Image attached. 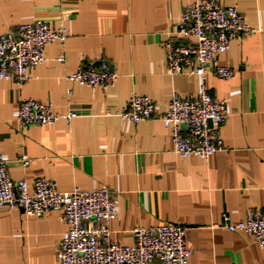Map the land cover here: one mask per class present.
Here are the masks:
<instances>
[{"label":"crops","instance_id":"crops-1","mask_svg":"<svg viewBox=\"0 0 264 264\" xmlns=\"http://www.w3.org/2000/svg\"><path fill=\"white\" fill-rule=\"evenodd\" d=\"M192 1L0 0V34L34 21L68 30L64 42L46 47L47 60L31 68L23 86L0 80V152L12 178L30 187L40 176L61 191L110 187L118 203L109 223L114 241L133 245L136 228L174 222L187 227L189 264H264L251 234L222 226L224 214L237 221L264 211V0H220L237 5L256 31L235 38L219 57L237 71L234 78L208 68L206 88L231 108L221 128L225 148L209 160L178 155L162 119L174 91L194 96L201 88L197 74L169 73L165 51ZM100 59L118 70L114 86L67 80L80 64ZM134 93L157 103L156 114L137 124L115 115ZM27 98L77 116L22 128L19 106ZM65 230L60 210L36 216L1 206L0 264H59Z\"/></svg>","mask_w":264,"mask_h":264},{"label":"built area","instance_id":"built-area-1","mask_svg":"<svg viewBox=\"0 0 264 264\" xmlns=\"http://www.w3.org/2000/svg\"><path fill=\"white\" fill-rule=\"evenodd\" d=\"M177 27L178 38L168 37L165 41L168 71L197 74L202 84L194 96L174 91L162 119L171 130L178 155L209 160L225 148L221 128L228 121L231 108L226 98L206 88L208 68L211 66L220 78H234L237 71L220 64L219 57L230 51L235 38L256 29L237 5H223L220 0H193L182 11ZM67 38L66 26H53L46 21L21 24L0 34V80L23 86L31 68L47 60L46 47ZM118 78V70L104 59L80 64L67 76L68 81L103 89L114 86ZM156 112L155 99L134 93L115 115L137 124L152 118ZM76 116V112L61 114L55 112L51 103L27 98L20 103L18 121L22 128H27L54 125L61 118L71 121ZM21 159L26 166L30 164L24 156ZM1 206L21 208L36 216L60 210L66 230L59 242V264H189L193 254L185 240L187 227L174 222L136 228L133 245L114 241L109 223L118 217V203L110 187L61 191L57 182L46 176L38 177L30 187L27 180L12 178L0 152ZM222 226L232 232L251 234L264 251L263 210L249 212L245 219L237 221L230 214H224Z\"/></svg>","mask_w":264,"mask_h":264},{"label":"water","instance_id":"water-1","mask_svg":"<svg viewBox=\"0 0 264 264\" xmlns=\"http://www.w3.org/2000/svg\"><path fill=\"white\" fill-rule=\"evenodd\" d=\"M210 125H211V123H210Z\"/></svg>","mask_w":264,"mask_h":264}]
</instances>
